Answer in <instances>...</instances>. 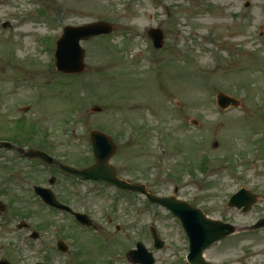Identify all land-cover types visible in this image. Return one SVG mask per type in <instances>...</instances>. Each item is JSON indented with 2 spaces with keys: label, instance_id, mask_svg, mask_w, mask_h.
I'll return each mask as SVG.
<instances>
[{
  "label": "rangeland",
  "instance_id": "rangeland-1",
  "mask_svg": "<svg viewBox=\"0 0 264 264\" xmlns=\"http://www.w3.org/2000/svg\"><path fill=\"white\" fill-rule=\"evenodd\" d=\"M41 1L42 7L0 0V140L17 136L23 147L38 144L82 166L92 162L88 133L100 130L117 145L111 163L118 176L145 183L150 193L168 196L175 182L177 198L240 229L264 215V139L255 135L264 130V0H244L245 10L240 0ZM98 21L111 24L114 33L81 42L85 71L56 72L53 52L61 29ZM3 23L9 27L2 30ZM156 27L164 34L160 50L150 52L141 36L132 38ZM38 82L48 86L35 87ZM218 92L237 99L240 108L222 114L215 105ZM93 106L101 112H91ZM17 119L24 120L19 128ZM13 157L0 150V201L8 205L0 213L3 260L31 264L47 255L42 249L48 245H26L24 232L16 231L24 217L35 225L46 217L60 225L58 234L75 240L66 258L52 257L48 264H131L126 253L135 242L153 254L155 264L184 263L186 237L163 208L141 212L132 226L128 196L100 186L88 193L89 184L58 188L63 201L108 226L99 227L104 242L69 217L40 209L25 180L31 171L22 161L8 163ZM240 185L257 198L247 213L226 207ZM134 201L138 208L146 205L143 197ZM149 226L164 241L162 249L153 248ZM205 257L216 264H264V232L235 235Z\"/></svg>",
  "mask_w": 264,
  "mask_h": 264
},
{
  "label": "water",
  "instance_id": "water-1",
  "mask_svg": "<svg viewBox=\"0 0 264 264\" xmlns=\"http://www.w3.org/2000/svg\"><path fill=\"white\" fill-rule=\"evenodd\" d=\"M110 31L111 27L104 23H95L80 27H65L56 43L55 57L57 69L65 73L82 72L84 70L83 50L79 47V40L88 39L99 34H106ZM151 35L158 40L156 47H160V43H162L160 31H155ZM217 101L222 108H226L229 104L233 106L237 104L235 100L223 94H219ZM93 111H99V108H94ZM91 135L98 163L91 169L78 173L86 178H100L105 181L114 182L123 188L141 191V188L129 187L115 179L114 175L111 174V169L107 167V158L112 153V145L104 136L96 132H93ZM150 198L152 201L167 207L181 218L190 240V253L188 255L190 264H205L201 257L202 251L214 241L233 232V228L220 223L207 221L197 210L188 209L184 207V204L176 202L173 199ZM252 203L251 196L244 190L235 195L230 201L231 206L240 207L244 205L243 211H247ZM151 233L155 240V247L160 248L162 242L157 239L154 230H151ZM138 248V251L130 253L132 261L134 263L152 264L151 256L146 254L142 246ZM0 264L8 263L1 262Z\"/></svg>",
  "mask_w": 264,
  "mask_h": 264
},
{
  "label": "flooded vegetation",
  "instance_id": "flooded-vegetation-1",
  "mask_svg": "<svg viewBox=\"0 0 264 264\" xmlns=\"http://www.w3.org/2000/svg\"><path fill=\"white\" fill-rule=\"evenodd\" d=\"M52 183H53V191L54 192H57V189L60 187H66V186H67L66 188L70 187L69 185H67L66 180H62L58 176H54V179H52ZM38 184L41 186L46 185L43 177L39 179ZM62 202L65 204L68 203L67 201H62ZM48 212H50V214H52V215H53V213L58 214L55 211L49 210ZM50 222H51V220H48L46 217H42L41 221L39 223V228H38L39 242H41L44 245L50 246V249H49L50 252L42 258V261H41L42 264H44V263L48 264L52 257H55V256L57 257L58 252L56 251V249H52L51 247H53L56 244V242L58 240H60L62 237L63 238L65 237L64 234H60V233L58 234L57 233L61 229L60 225H57V223L53 224V222H51V223ZM48 229H50L49 234H46V231ZM25 231H27V230H25Z\"/></svg>",
  "mask_w": 264,
  "mask_h": 264
}]
</instances>
